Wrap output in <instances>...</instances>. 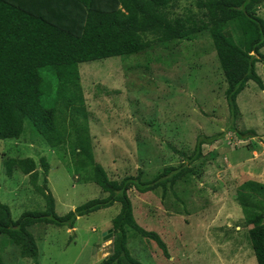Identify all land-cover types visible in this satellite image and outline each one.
<instances>
[{"label":"rangeland","instance_id":"obj_1","mask_svg":"<svg viewBox=\"0 0 264 264\" xmlns=\"http://www.w3.org/2000/svg\"><path fill=\"white\" fill-rule=\"evenodd\" d=\"M196 2L178 0L174 14L196 11ZM259 15L264 19V8ZM256 69L264 80V64L258 62ZM80 73L95 160L112 180L139 172L151 180L166 167L186 162L182 153L191 155L199 139L207 141L192 165L193 182L176 188L184 203L154 191L141 195L130 190L138 223L158 232L168 250L167 256L154 241L129 230L131 255L143 264H258L237 189L248 180L264 183V90L250 81L237 98L240 112L233 119L208 34L182 43L157 41L126 58L83 63ZM43 75L48 84L54 81L51 73ZM25 126L20 139L0 140V199L14 220L26 211L45 210L46 201L21 171L7 174L8 158L36 160L41 184V161L47 160L48 187L59 216L108 196L89 169L77 167L71 141L52 147L29 120ZM120 208L116 202L79 216L74 228L32 226L36 258L21 257L19 248L0 236L2 264H102L113 252L114 236L106 234Z\"/></svg>","mask_w":264,"mask_h":264},{"label":"trees","instance_id":"obj_2","mask_svg":"<svg viewBox=\"0 0 264 264\" xmlns=\"http://www.w3.org/2000/svg\"><path fill=\"white\" fill-rule=\"evenodd\" d=\"M177 5L178 0H0V140L20 139L26 120L52 147L69 140L76 147L77 167L89 169L91 179L108 194L59 216L48 187L47 160L41 161V184L36 160L8 158L7 174L21 171L46 201L45 210L26 211L14 220L10 207L0 199V236L5 244L18 247L21 257L38 256L32 226L74 228L79 216L116 202L121 208L112 220L113 252L102 264H143L128 248L129 230L154 241L168 256L161 235L138 223L129 192L135 189L145 195L154 191L163 199L184 203L176 188L193 182L192 165L202 157L207 141L199 139L191 155L182 153L186 162L166 167L151 180L143 179L142 172L112 180L95 160L80 65L137 55L157 41L182 43L208 34L227 83L230 114L236 119L240 112L237 98L248 83L253 81L264 90V80L256 69L258 62L264 64V19L259 15L264 0H197L196 11L189 8L175 15ZM45 71L54 76L49 84ZM213 140L215 137L209 141ZM237 200L250 226L257 263L264 264V183L245 181L237 189Z\"/></svg>","mask_w":264,"mask_h":264},{"label":"water","instance_id":"obj_3","mask_svg":"<svg viewBox=\"0 0 264 264\" xmlns=\"http://www.w3.org/2000/svg\"><path fill=\"white\" fill-rule=\"evenodd\" d=\"M107 238H110L113 236V230H109V233L106 234Z\"/></svg>","mask_w":264,"mask_h":264},{"label":"clouds","instance_id":"obj_4","mask_svg":"<svg viewBox=\"0 0 264 264\" xmlns=\"http://www.w3.org/2000/svg\"><path fill=\"white\" fill-rule=\"evenodd\" d=\"M113 230V229H112ZM113 235H114V233H113Z\"/></svg>","mask_w":264,"mask_h":264}]
</instances>
